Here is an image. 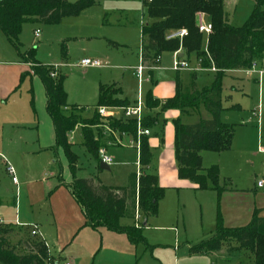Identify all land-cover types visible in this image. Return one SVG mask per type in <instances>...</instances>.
I'll return each instance as SVG.
<instances>
[{"label": "rangeland", "instance_id": "rangeland-1", "mask_svg": "<svg viewBox=\"0 0 264 264\" xmlns=\"http://www.w3.org/2000/svg\"><path fill=\"white\" fill-rule=\"evenodd\" d=\"M223 4L231 12L228 23L235 26L241 25L257 4L264 9V0H224ZM146 22L142 0H98L57 24L24 22L17 46L0 30V148L11 153L17 146L30 149L54 141L40 79L29 66L23 69L13 65L14 61H23L21 53L29 50L37 62L50 67L54 77L61 79L68 113L78 106L81 117H91L100 88L116 85L125 86L134 97L139 92L144 116L145 85H138L132 68L141 63L140 26ZM35 29L40 30L39 38H34ZM82 58L98 60L101 67L82 68ZM170 65L167 71L175 76ZM212 76L210 70L197 73L195 87L201 90L209 86ZM221 87L220 116L234 126L232 145L221 152L201 151V166L217 165L222 185L253 188L264 176V153L259 151V147L264 148V75L258 84L242 72L226 71ZM207 115L199 106L182 115L181 121L194 123ZM164 118H160L161 129L154 124L149 127L150 138L160 140L155 147L149 146L152 156L147 166V173L157 176V180L159 176L164 184H159L163 195L157 213L148 217L145 226H141L138 207L133 219H119L120 225L141 226L144 242L136 244L124 233L82 225L79 206L63 187H55L60 177L70 176L61 148L27 156L13 152L7 161L0 156V222L13 229L9 242L16 245L15 251L23 254L27 252L26 241L40 239L52 259L70 260L72 264H253L250 250L239 247L233 239L225 241L219 250H193L213 234L220 204L214 190L195 189L188 180H170L164 175L162 165L168 159L160 157V151L172 148L174 159L173 123L170 117ZM71 136L80 140L81 129ZM106 139L105 135L100 138L99 148H104L112 159L109 170L99 169L98 163L80 150L75 164L77 177L124 186L129 174L138 169L136 149L124 139L122 147L106 150L108 144H115ZM8 164L13 167L17 183L12 182ZM48 184H52L50 189ZM18 223L34 224L37 235L30 234V226Z\"/></svg>", "mask_w": 264, "mask_h": 264}, {"label": "trees", "instance_id": "trees-1", "mask_svg": "<svg viewBox=\"0 0 264 264\" xmlns=\"http://www.w3.org/2000/svg\"><path fill=\"white\" fill-rule=\"evenodd\" d=\"M224 0H142L148 22L141 27V53L144 60L152 62L162 52L182 53L185 57L195 55L201 68L213 71L209 86L191 93H182L176 85L173 97L166 99L162 109L174 108L180 113L199 106L208 113V118H200L194 123H182L179 117L173 120L174 126V158L178 178L188 180L195 189H212L218 196L227 188L220 183L217 165L201 166L200 152L203 150L221 152L229 150L232 145L234 126L221 120V79L226 71L249 67L250 64L264 56V9L258 4L248 18L239 26L228 23ZM260 0H258L259 2ZM98 0H0V30L15 46L24 22L33 21L43 24H57L64 17L78 15L83 9L93 6ZM203 14L211 24L208 35L197 27V15ZM185 29L181 38L166 39V35L174 30ZM21 58L32 62V72L36 74L45 90V109L51 119L54 130V151L61 148L67 161L72 180L64 184L84 217V225L92 229L103 227L124 233L127 239L136 244L144 242L140 226L120 225L121 217H134L138 207L142 213V222L157 213L158 202L163 195L153 174L146 173L151 159L146 135L139 138L138 164L139 173L132 172L124 186H110L102 182H94L90 178L77 177V154L69 141V134L80 127L82 145L85 151L97 162L100 138L104 135L101 126L112 131L126 133L136 140V124L131 119H104L96 111L91 117H81L78 106L71 112L65 110V92L61 79L51 77L50 67L37 62L32 50L21 53ZM112 87L99 90L98 106H117L122 101L113 98ZM147 106L155 107L159 102L147 98ZM145 128L155 124V119L145 117ZM95 128V129H92ZM63 184V183H61ZM12 228L0 222V264H45L49 256L47 245L40 239L26 241L27 252L15 251L16 245L9 242ZM233 239L239 247L250 250L253 264H264V218L254 216L245 226L226 228L221 216H217L213 234L193 247L196 251H215L221 245Z\"/></svg>", "mask_w": 264, "mask_h": 264}, {"label": "crops", "instance_id": "crops-1", "mask_svg": "<svg viewBox=\"0 0 264 264\" xmlns=\"http://www.w3.org/2000/svg\"><path fill=\"white\" fill-rule=\"evenodd\" d=\"M225 11L228 13V19H229L231 12H230V10H228L226 8H225ZM204 20L207 21L205 17H204ZM28 22H33V21H28ZM34 23H37V22H34ZM142 25L143 24H141V26H140V36H141ZM35 30H39V29H35ZM35 30H34V32H35ZM33 35H34V33H33ZM39 35H40V30H39ZM34 38H35V35H34ZM37 38H39V36ZM141 40H142V37H141ZM173 54H174V52H171V51L162 52L159 55L158 62L155 64V68L148 69V70L144 71V79L140 83V84L144 83V85H145V88L143 91V98L145 100L146 106H147L146 101H147V98L149 96L151 97V99L153 101L156 100L159 102L158 106H155V107H148L147 106V111H146L147 113H145L143 118L151 117L152 119H155L154 125L159 126L160 129H161V127H163V125L161 126V122H160L161 117H163V118L164 117H170L172 119V123H173V120L176 117H179L181 120L182 115L189 114L191 111L196 110V109H193V110H190L189 113H183L182 114V113H180L179 110L174 109V108L162 109V107H161L162 103L166 99L174 96V94L176 92V85L179 86V89L182 93H191L194 91H198L199 89L195 87V80H194L196 78L197 73H201L203 71L210 70V69H204L201 67L199 69H197L198 62H197L195 55L191 54V55H189V57H185L182 53H178L179 56L183 60H186L188 62L190 69L175 71V76L174 75L172 76V74L168 73L169 71H167V69H168V67H171L170 63L172 64ZM141 55H142V53L140 51V60H141ZM21 59L23 61H14L13 65L15 67H19V68H23V69L27 68L28 66L30 68L32 67V64H33L32 62H30L28 60H24L23 58H21ZM146 64L147 65H153L154 63L146 60ZM1 66L2 65L0 64V68H1ZM97 67H101V66H97ZM84 68H87V67H84ZM31 70H32V68H31ZM132 70H134V72L132 73V76H134L136 78L135 67L132 68ZM210 71L213 72L212 70H210ZM231 71L240 72L237 70H231ZM34 75L37 76L36 74H34ZM212 78H213V76H212ZM249 78H251L252 80L257 82V80L254 77H249ZM137 83H138V80H137ZM138 85H137V89H138ZM42 86H43V84H42ZM107 87H109V85L104 86L103 88H107ZM111 87L113 89H115L114 95L112 97L122 101V104L117 105V106L113 105L111 107H122V106L132 105L136 102L137 98L139 97L138 91L136 92L135 97H134L131 93H129V91L126 89L125 86L113 85ZM43 92H44V108H45L46 96H45L44 86H43ZM106 106H108V105H106ZM45 111H46V109H45ZM119 116H120L119 118H122L121 114H119ZM208 117H209V115H207V117H204V119L208 118ZM34 123H35V121H34ZM182 123H185V122H182ZM51 125H52V122H51ZM52 127H53V125H52ZM76 129L79 130L80 127H76L69 134L68 139L73 144L74 151L77 150L75 152L77 154V159H78V153L80 150L85 155L86 154L89 155V154L87 151H85V148L82 145V140H83L82 133H81L80 140L75 141L72 138L71 134ZM147 129L149 130V127ZM173 130H174V126H173ZM104 135H105V138H107L110 141H114V143H115L112 145L108 144V146L106 147V150L110 147H122L124 139H127L128 142L131 143L132 146L135 147L136 154H137L136 164L138 166V169L136 172L139 173V164H138V147L139 146L136 145V141L124 132L118 133L117 131H114L113 135L106 134V133H104ZM150 135H151V131L149 130V134L146 135V139L148 142V146L153 148V146L155 147V144H159L160 140L155 139V138H150ZM53 144H54V141H53ZM53 144H42V145H39L38 147H33L30 149L29 148H23L22 149L21 147L17 146L16 150H15V148H13V152H18V154H22L23 156H27L29 154L37 155V154H40L41 152H46ZM13 152H11V153H13ZM11 153H9L7 150H4V149L2 150L0 148V156L5 157L4 159H6V161H7L6 157H11V155H10ZM15 154H17V153H15ZM160 154H161L160 157H162L163 159H165V158L168 159L167 163L164 162L162 165L164 175H166L170 180H174L175 178H176L175 180L180 179V178H178V175H177V166H175V163H176V161H174L175 158L173 159L172 148L168 149V151H167V149L161 150ZM151 156H152V153H151ZM147 171H148V169L146 167L145 172L147 173ZM69 174H70V176L68 177V179H64L63 177H60L59 178V185H56L55 187H57V188L63 187V189H65V191H66L65 194H67L75 202L71 193L69 192L67 187L64 185L66 183H69L72 180V176H71L70 171H69ZM156 178H157V176H156ZM181 180H184V179H181ZM157 182L160 185H164L159 180V176H158ZM61 183H63V184H61ZM263 186L258 187L256 184L255 186H253V188H230V187H227L225 190H223V192L221 193L220 198H219V204H220V216H221L222 224L224 227L236 228V227L245 226L246 224H248L251 221V219L254 216L264 218V190L263 189L261 190V188H263ZM51 187H52V184L47 185V189H50ZM209 190H212V189H209ZM14 208H15V214L17 215V209H18L17 197L15 198ZM79 210H80V208H79ZM80 212H81V210H80ZM81 214H82V212H81ZM82 217H83V215H82ZM131 219H133V218H131ZM2 224H4V223L2 222ZM82 225L85 226L84 225V217H83ZM145 225H146V222H145ZM145 225H143V222H142V226H145Z\"/></svg>", "mask_w": 264, "mask_h": 264}, {"label": "built area", "instance_id": "built-area-1", "mask_svg": "<svg viewBox=\"0 0 264 264\" xmlns=\"http://www.w3.org/2000/svg\"><path fill=\"white\" fill-rule=\"evenodd\" d=\"M150 1V0H148ZM197 27L198 30L205 35H208L211 31V24L208 21L204 20L203 14L197 15ZM186 33L185 29H178L169 32L168 35H166V39H172V38H181ZM35 37L37 38L39 36V30H35L34 32ZM159 56H156L154 60L152 61L153 65H147L146 60L142 58L141 55V63L135 67V76L138 80V84L141 83V81L144 79V71L148 69L155 68V64L158 62ZM197 69L200 68L199 60ZM80 67H97L101 66L100 62L98 60L89 59V58H82L79 61ZM172 69L174 71H180L184 69H190V66L186 60H183L182 58H179L177 55V51L173 54V60H172ZM210 70L214 71L215 68H210ZM237 71H240L245 74L247 77H254L257 80V83L259 84L261 81L262 76L264 75V56L261 59L254 60L249 67L238 69ZM49 75L51 77L55 76V71L51 69L49 72ZM142 103L139 97L137 98L136 102L132 105L122 106V107H111V106H98L96 107V113L104 119H117L119 118V114L124 119H131L135 121L136 124V145L139 146V138L142 135H148L149 130L143 126V111H142ZM256 116L259 118V114H256ZM104 129V133L113 135L114 131H112L107 126H101ZM259 151L264 153V148L259 147ZM98 159L99 162L106 163L110 165L112 163L111 157L106 153L104 148L98 149ZM8 173L11 175V179L13 183H17L16 176L14 174L13 167L11 165H7L6 167ZM138 175V173H137ZM258 187H261L264 185V176L262 179H259L256 182ZM19 225L23 226H30V234L36 235V227L34 224L31 223H18ZM45 264H72L71 261L65 260V259H52L50 255L45 261Z\"/></svg>", "mask_w": 264, "mask_h": 264}, {"label": "water", "instance_id": "water-1", "mask_svg": "<svg viewBox=\"0 0 264 264\" xmlns=\"http://www.w3.org/2000/svg\"><path fill=\"white\" fill-rule=\"evenodd\" d=\"M99 169L101 170H109V165L103 162L98 163ZM143 225H145V221L143 222Z\"/></svg>", "mask_w": 264, "mask_h": 264}]
</instances>
